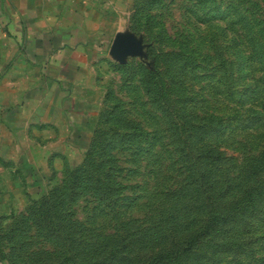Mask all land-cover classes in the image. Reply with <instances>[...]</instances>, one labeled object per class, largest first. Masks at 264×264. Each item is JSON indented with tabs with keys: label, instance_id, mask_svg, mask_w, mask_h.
I'll use <instances>...</instances> for the list:
<instances>
[{
	"label": "rangeland",
	"instance_id": "1",
	"mask_svg": "<svg viewBox=\"0 0 264 264\" xmlns=\"http://www.w3.org/2000/svg\"><path fill=\"white\" fill-rule=\"evenodd\" d=\"M105 10L52 105L0 24V264H264V0Z\"/></svg>",
	"mask_w": 264,
	"mask_h": 264
},
{
	"label": "crops",
	"instance_id": "2",
	"mask_svg": "<svg viewBox=\"0 0 264 264\" xmlns=\"http://www.w3.org/2000/svg\"><path fill=\"white\" fill-rule=\"evenodd\" d=\"M107 4L108 0H0V24L14 65L39 71L33 83L41 84L44 103L74 98L83 69L113 30ZM36 95L35 90L31 96L20 91L8 104L28 106L27 99Z\"/></svg>",
	"mask_w": 264,
	"mask_h": 264
},
{
	"label": "water",
	"instance_id": "3",
	"mask_svg": "<svg viewBox=\"0 0 264 264\" xmlns=\"http://www.w3.org/2000/svg\"><path fill=\"white\" fill-rule=\"evenodd\" d=\"M130 43L129 40L125 37H116V39L114 40V43L112 45V53H116V54H122L126 51H128L129 47H130Z\"/></svg>",
	"mask_w": 264,
	"mask_h": 264
}]
</instances>
